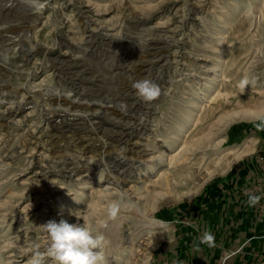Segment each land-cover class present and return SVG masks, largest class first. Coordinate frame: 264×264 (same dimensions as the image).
Instances as JSON below:
<instances>
[{
  "label": "rangeland",
  "instance_id": "1",
  "mask_svg": "<svg viewBox=\"0 0 264 264\" xmlns=\"http://www.w3.org/2000/svg\"><path fill=\"white\" fill-rule=\"evenodd\" d=\"M41 2L0 0V264H28L48 245L41 225L61 218L105 237L106 264H174L173 225L207 186L230 177L264 204V0ZM244 76L255 84L241 94ZM144 78L158 99L136 95ZM251 137L249 153L197 182ZM110 200L122 203L115 221ZM153 220L164 239L150 238Z\"/></svg>",
  "mask_w": 264,
  "mask_h": 264
},
{
  "label": "crops",
  "instance_id": "2",
  "mask_svg": "<svg viewBox=\"0 0 264 264\" xmlns=\"http://www.w3.org/2000/svg\"><path fill=\"white\" fill-rule=\"evenodd\" d=\"M231 178L214 183L194 203H188L184 220L174 226L169 251L183 264H245L264 257V221L247 204L246 196L234 191ZM234 191V192H233ZM204 203H206L204 205ZM210 231L215 247L200 244L198 236ZM194 244L200 251H194Z\"/></svg>",
  "mask_w": 264,
  "mask_h": 264
},
{
  "label": "clouds",
  "instance_id": "3",
  "mask_svg": "<svg viewBox=\"0 0 264 264\" xmlns=\"http://www.w3.org/2000/svg\"><path fill=\"white\" fill-rule=\"evenodd\" d=\"M33 11L39 12L44 4L41 0H23ZM255 80L244 76L238 82V88L242 93L248 86H253ZM136 95L144 101L151 102L161 96V88L151 79L144 78L132 83ZM125 149L121 148L118 155L123 156ZM248 197V205L254 207L260 202L261 197L253 192L245 190ZM108 220L115 221L122 212V203L118 200H110L102 205ZM71 214V213H70ZM72 215V214H71ZM78 218V217H77ZM100 228L107 226V222L98 219ZM44 232L48 234V245L41 251L38 244L32 246L28 264H106L104 248L108 241L102 234H93L87 224L69 223L65 218L59 221L52 219L41 225ZM200 244L215 247V237L210 231H205L200 237ZM194 251H200L198 245L194 244ZM174 264H183L175 261Z\"/></svg>",
  "mask_w": 264,
  "mask_h": 264
},
{
  "label": "bare ground",
  "instance_id": "4",
  "mask_svg": "<svg viewBox=\"0 0 264 264\" xmlns=\"http://www.w3.org/2000/svg\"><path fill=\"white\" fill-rule=\"evenodd\" d=\"M216 111H217V108H215V109L213 108L212 110L205 111L204 112V118H206V119L212 118L213 115L216 114ZM254 114H258V112H255ZM256 140L257 139L255 137H251V138L246 139V141L242 145H240L238 148L225 149V153L223 152L224 153L223 157H220V158L218 157V158H216L214 160L210 159L206 164H204L205 157L208 156V155L213 154L214 152H213V149L210 150V152L205 150L203 152V156L196 157L192 162H190L187 165H185L186 171L189 174L192 173V172H195V170L203 162V164H204L203 169L201 171L200 170L198 171V175L196 177L197 182L201 183V181L205 180L208 176L213 175V174H220L221 172L225 171L226 169H228L230 167V165L234 162L235 159H237L238 157H240V156H242V155H244L246 153H249L250 150L253 149L254 142H256ZM196 150H197V148H196ZM174 154H176V153H174ZM174 154H173V156H174ZM182 160H185V159H182ZM166 174L167 175H165L166 177L164 178V185H165L166 189L167 188L169 189V183H170L169 182V176H170V173H166ZM153 223L157 226V230L153 231V236L151 235L150 238H155L156 241L159 240V239H164L166 237V235H167L168 228L160 220H153Z\"/></svg>",
  "mask_w": 264,
  "mask_h": 264
},
{
  "label": "built area",
  "instance_id": "5",
  "mask_svg": "<svg viewBox=\"0 0 264 264\" xmlns=\"http://www.w3.org/2000/svg\"><path fill=\"white\" fill-rule=\"evenodd\" d=\"M241 191H242V193L245 194V189H243V190H241ZM251 191H252V190H251ZM254 208L257 210V220H258L259 222L264 221V204H261V205L257 204V205L254 206ZM201 236H202V235L198 236V239H199V240H200V237H201Z\"/></svg>",
  "mask_w": 264,
  "mask_h": 264
}]
</instances>
